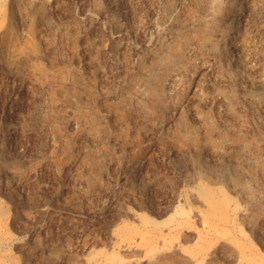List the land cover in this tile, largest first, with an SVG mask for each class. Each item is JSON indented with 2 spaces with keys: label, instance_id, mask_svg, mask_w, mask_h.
Here are the masks:
<instances>
[{
  "label": "rangeland",
  "instance_id": "1",
  "mask_svg": "<svg viewBox=\"0 0 264 264\" xmlns=\"http://www.w3.org/2000/svg\"><path fill=\"white\" fill-rule=\"evenodd\" d=\"M0 264H264V0H0Z\"/></svg>",
  "mask_w": 264,
  "mask_h": 264
},
{
  "label": "bare ground",
  "instance_id": "2",
  "mask_svg": "<svg viewBox=\"0 0 264 264\" xmlns=\"http://www.w3.org/2000/svg\"><path fill=\"white\" fill-rule=\"evenodd\" d=\"M165 60H166V58H165L164 56H159V57L157 58L156 62H157L158 64H161V63H164ZM153 76H154V75H153ZM152 83H153V82H152V78H150L149 81H147L146 84H144V85L142 86V89H141V91H140V94L145 95V94L148 92V88L151 87Z\"/></svg>",
  "mask_w": 264,
  "mask_h": 264
}]
</instances>
